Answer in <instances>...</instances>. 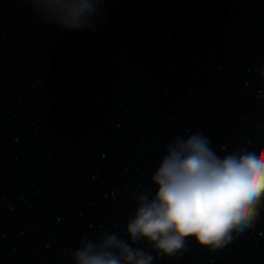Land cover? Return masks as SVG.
<instances>
[{
  "label": "water",
  "instance_id": "1",
  "mask_svg": "<svg viewBox=\"0 0 264 264\" xmlns=\"http://www.w3.org/2000/svg\"><path fill=\"white\" fill-rule=\"evenodd\" d=\"M29 7L0 0V264H72L82 239L123 236L177 135L220 156L264 145V0H103L85 31ZM151 255L264 264V209L214 251Z\"/></svg>",
  "mask_w": 264,
  "mask_h": 264
},
{
  "label": "clouds",
  "instance_id": "2",
  "mask_svg": "<svg viewBox=\"0 0 264 264\" xmlns=\"http://www.w3.org/2000/svg\"><path fill=\"white\" fill-rule=\"evenodd\" d=\"M20 2L41 5L29 8L44 25L85 31L94 30L103 0ZM258 76L264 82V67ZM210 144L199 132L173 137L150 177L152 187L136 197L123 236L103 230L95 241L82 239L72 264H153L152 252L173 258L189 239L214 251L252 227L264 209V145L220 156ZM141 242L147 251L136 247Z\"/></svg>",
  "mask_w": 264,
  "mask_h": 264
}]
</instances>
